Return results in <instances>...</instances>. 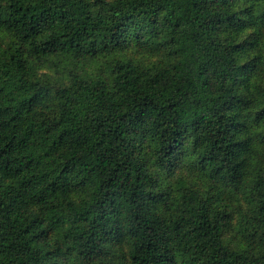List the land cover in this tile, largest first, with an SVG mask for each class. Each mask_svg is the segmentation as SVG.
<instances>
[{"label": "trees", "instance_id": "obj_1", "mask_svg": "<svg viewBox=\"0 0 264 264\" xmlns=\"http://www.w3.org/2000/svg\"><path fill=\"white\" fill-rule=\"evenodd\" d=\"M0 264H264V0H0Z\"/></svg>", "mask_w": 264, "mask_h": 264}, {"label": "rangeland", "instance_id": "obj_2", "mask_svg": "<svg viewBox=\"0 0 264 264\" xmlns=\"http://www.w3.org/2000/svg\"><path fill=\"white\" fill-rule=\"evenodd\" d=\"M44 72H47L49 75H51L52 77H55V76H57L56 74V72L54 71V69H49V68H47V67H42L41 69H40V74H43ZM189 181H191V179H189Z\"/></svg>", "mask_w": 264, "mask_h": 264}]
</instances>
